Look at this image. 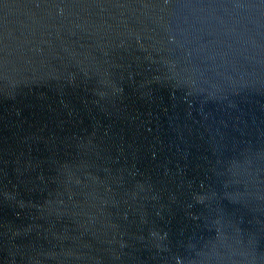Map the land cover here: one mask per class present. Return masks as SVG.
Instances as JSON below:
<instances>
[{
  "label": "water",
  "instance_id": "95a60500",
  "mask_svg": "<svg viewBox=\"0 0 264 264\" xmlns=\"http://www.w3.org/2000/svg\"><path fill=\"white\" fill-rule=\"evenodd\" d=\"M0 264H264V0H0Z\"/></svg>",
  "mask_w": 264,
  "mask_h": 264
}]
</instances>
